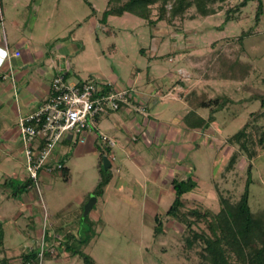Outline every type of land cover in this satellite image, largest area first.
Segmentation results:
<instances>
[{"label": "rangeland", "instance_id": "obj_1", "mask_svg": "<svg viewBox=\"0 0 264 264\" xmlns=\"http://www.w3.org/2000/svg\"><path fill=\"white\" fill-rule=\"evenodd\" d=\"M241 1L216 3L213 8L221 9L206 18L194 16L196 11L192 8L186 18L193 19L154 25L128 13L108 17L102 23L107 0H0L3 17H15L35 49L46 57H55V63L61 67L65 65L66 71L61 74L66 84L76 83L79 78L98 82L100 76L90 75V71L98 70L105 77L117 75V87L129 92L133 90L127 87V81L139 69L142 74L137 89L146 88L149 92L157 85L166 92L175 82L185 79L179 70L187 66L191 75L187 86L194 92L193 97L209 105L197 112L208 119L210 110L221 106L213 114V122L203 129H186L185 137L172 142L156 136L148 139L145 155H141L147 165L142 169L116 143L110 148L100 138L102 134L114 141L107 127L115 122L112 115L115 112L99 117L96 129L92 130L97 138L93 153L76 155L74 147L58 146V152L66 155L69 179L49 183L39 180L40 203L33 206L32 212L14 219L17 213L14 198L10 196L0 203L6 255L14 257L27 252L35 241V247L40 249L43 247L40 241L46 235L44 250L50 247L52 257L46 256L42 264H87L79 254L66 252L67 240L74 251L82 252L95 264H198L196 249L184 251V225L165 215L173 201L170 182L190 173L197 187L184 196L182 212L197 210L211 216L220 209V196L237 201L244 191L249 165V206L252 211L264 210V150L252 162L240 155L234 167L227 170L234 148L226 139L250 115L264 111L260 99L264 96V9L258 22L254 18L256 3L234 11L235 20L225 22L227 10H235ZM153 14L155 18L156 9ZM93 26V32L89 33ZM247 32L250 33L244 35ZM162 37L165 40L156 52ZM71 40L85 52L71 54L68 47L56 48L59 44L68 46ZM170 52L179 54L182 62L177 64L175 56V61L169 63ZM155 53L164 58L153 60ZM59 55L64 56L60 59ZM147 74L155 84L144 83ZM152 101L142 102L145 114L131 110L130 117L138 123L141 119L149 120L150 125L154 122V129L180 128L179 114L183 107L180 102L168 99L154 106ZM106 116H110L108 121ZM101 119L105 121L100 124ZM73 142L76 144L79 138L74 137ZM103 156L114 158L106 170ZM4 158L0 161V173L5 174L0 179V193L6 182L11 181L14 188L21 180L12 174L24 170L20 164ZM102 179H108L107 185L101 193L94 191ZM78 198L84 201L82 205L77 203ZM90 199L95 203L84 214ZM30 215L34 219H28ZM155 217L160 218L163 230L156 237ZM52 223L62 230L49 234ZM198 226L205 229L204 223ZM69 232L71 235L67 236Z\"/></svg>", "mask_w": 264, "mask_h": 264}, {"label": "crops", "instance_id": "obj_2", "mask_svg": "<svg viewBox=\"0 0 264 264\" xmlns=\"http://www.w3.org/2000/svg\"><path fill=\"white\" fill-rule=\"evenodd\" d=\"M0 13L2 14V16H0V124L2 123V125H0V161L2 157H5V160H12L16 164H20L24 169L19 174H12L14 178L21 180L14 188L11 185L13 184L11 181H9V183L3 182L5 189L0 193V203L12 196L14 198L12 199L14 201L13 203L17 206V213L14 219H17L23 216L25 212H32L33 206L40 203V196L35 188L29 186L23 187V185L26 184L27 175L25 170L24 145L18 130V120L23 116L35 112L43 104L49 95L51 80L53 77L61 74L62 71H66V68L65 65L61 67L59 63H55V57H51V55H49L50 57H46L44 52L35 49V46L30 44V38L20 30L19 23L15 17L5 19L3 17V8ZM94 27L95 26L89 29V33L93 32ZM164 40L165 38L162 37V40L158 42L159 48H154L157 50L156 52L159 51ZM64 47H68L71 54H79L81 50L85 52V49L74 40H71L68 46L59 44L56 48L59 50ZM15 53H19L18 56H16ZM171 54L173 56L171 57L172 59L170 58ZM63 56L64 55H59V58L61 59ZM167 56L169 63L175 61V56H178L177 64L182 62L180 60L183 59L179 54H173L172 52L168 53ZM161 58H164V56H158L157 53H155L153 60H160ZM179 73L186 76L185 79L180 82H175L166 92L157 85H154V88L147 92L146 88L137 89V83L141 81L142 73L139 69H135V73H133L127 81V87L132 88L133 92L136 94V98L141 103L150 102L151 99H153L152 102L154 106L168 99L180 102L183 105L179 114V119L181 120L180 128H169L167 131L154 129L155 127L153 125H155V123L151 122L153 125H150L147 119H141V122L138 123L136 119L130 117L132 111L126 107H122L115 112V114H112L115 117V122L112 123L114 126L110 124L107 128H109L113 136L112 138H114V143H116L117 147L140 169L147 165L141 155L143 157L145 155L144 148L149 145L148 139H153L154 136H156L163 141L169 140L172 142L178 140L180 136L185 137L187 135L186 129L193 131L184 124L185 116L191 111L193 103L191 97L192 91L189 89V86H187L191 83V75L188 72L187 66L181 68ZM93 74L100 76L99 79H97L102 82V88L104 90L119 88L116 85L118 80L117 75L112 73L105 77L101 71H90V75ZM82 80L85 79L79 78L76 83ZM144 83L149 86L155 84V80H151L148 75ZM199 115L203 117L201 114ZM110 116H106V121H108ZM142 117L145 118L146 116ZM149 117L150 116L147 118ZM102 121L105 120L101 119L100 124ZM188 133L192 135V132ZM83 138V143L77 142L76 144L73 142L74 140L66 139L59 147H74L76 155L93 153L94 144L97 141L94 132L91 129L87 130ZM57 148L54 151V157L61 160V164L64 168L61 173L56 172L49 176H42L41 181L45 183H49L51 180L65 181L69 179V169L64 162L66 155L62 156ZM4 176V172L0 173V179ZM4 192L8 195H5ZM76 201L79 205L84 203L80 198ZM28 219H34V217L30 215ZM50 227L52 230H50L49 234H51L52 231L57 233L62 230V227L55 226L53 223ZM38 233H40V231ZM69 235H71L70 232L67 236ZM43 238L44 239H42L40 243L46 244V235ZM36 243L37 241H35L33 245H36ZM32 246L30 245L27 249ZM15 264L21 263L19 261Z\"/></svg>", "mask_w": 264, "mask_h": 264}, {"label": "trees", "instance_id": "obj_3", "mask_svg": "<svg viewBox=\"0 0 264 264\" xmlns=\"http://www.w3.org/2000/svg\"><path fill=\"white\" fill-rule=\"evenodd\" d=\"M226 0H107V8L102 13L101 22L105 23L108 17H121L128 13L137 18L147 21L149 24L193 19L186 18L189 10L195 8L200 18H206L216 14L213 6ZM250 3H256L255 20L259 21L264 9V0H242L235 10H227L225 22L235 20L233 12L247 7ZM156 9L155 18L153 12ZM250 32L244 33V35ZM192 92V109L185 116L184 124L192 130H200L213 122V114L220 110L221 106L210 110V117L204 119L197 110L209 107L207 102H200ZM261 108L264 107V96L261 98ZM226 101L223 106H225ZM264 111L250 115L249 120L233 135L226 139V143L233 147L228 159L227 170H231L240 155H244L249 162L259 158V152L264 150ZM103 163V162H102ZM108 169V168H107ZM250 165L248 168V179L243 193L237 201H231L223 196L219 197L220 209L217 213L208 216L197 210L182 212L184 207V196L197 187V181L190 173L183 178H173L171 189L173 201L166 212V216L172 218L178 224L184 225L183 242L184 251L196 249L198 264H264V210L252 211L249 206ZM108 179H102L94 191L102 192L107 185ZM32 186L27 179L23 187ZM192 218V219H190ZM153 236L163 232L159 217L154 218ZM205 224V229H199V223ZM3 222L0 220V264H42L43 259L52 257L50 247L44 250L45 244L40 249L33 245L27 252L18 256L6 255L4 244L5 234ZM70 236V235H69ZM64 249L73 255L79 254L87 264H95L94 261L82 252L74 251L68 243L64 242ZM54 254V253H53ZM55 255V254H54ZM55 256H53L54 258Z\"/></svg>", "mask_w": 264, "mask_h": 264}, {"label": "built area", "instance_id": "obj_4", "mask_svg": "<svg viewBox=\"0 0 264 264\" xmlns=\"http://www.w3.org/2000/svg\"><path fill=\"white\" fill-rule=\"evenodd\" d=\"M19 53H15L18 56ZM85 79L66 84L65 76L59 74L51 80L49 95L33 113L19 118L18 130L24 145V160L27 179L38 191L42 176L62 172L63 165L54 151L64 140L79 138L84 142V133L96 129L97 119L118 111L122 107L145 114L142 103L133 91L119 88L104 90L102 82ZM100 86H102L100 88ZM100 138L113 147L114 141L100 134ZM113 161V156L107 157ZM52 251V249H51Z\"/></svg>", "mask_w": 264, "mask_h": 264}, {"label": "water", "instance_id": "obj_5", "mask_svg": "<svg viewBox=\"0 0 264 264\" xmlns=\"http://www.w3.org/2000/svg\"><path fill=\"white\" fill-rule=\"evenodd\" d=\"M102 164H103V168L106 170L107 168L110 167V162L108 161L106 156H103L102 158ZM95 203V201L93 200H89L88 203L85 205L84 207V214H86L88 212V210L93 206V204Z\"/></svg>", "mask_w": 264, "mask_h": 264}]
</instances>
